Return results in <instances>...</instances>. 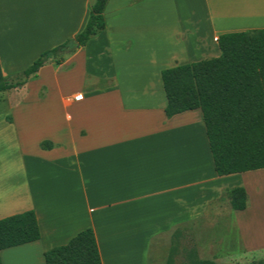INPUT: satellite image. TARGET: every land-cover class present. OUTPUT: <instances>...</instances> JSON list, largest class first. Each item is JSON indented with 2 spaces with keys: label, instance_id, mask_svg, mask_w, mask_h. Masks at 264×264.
<instances>
[{
  "label": "crops",
  "instance_id": "obj_1",
  "mask_svg": "<svg viewBox=\"0 0 264 264\" xmlns=\"http://www.w3.org/2000/svg\"><path fill=\"white\" fill-rule=\"evenodd\" d=\"M95 2L0 0L4 76L80 34ZM105 18L100 35L42 67L7 106L21 137L27 124L48 130L15 170L26 183L0 193V218L32 210L41 238L1 251L2 264H46L47 251L89 228L103 264H167L184 230L218 240L234 228L242 253H264L253 233L260 170L219 176L202 111L168 118L162 80L166 69L219 57L223 34L264 30V0H110ZM236 187L248 194L243 211L230 205Z\"/></svg>",
  "mask_w": 264,
  "mask_h": 264
},
{
  "label": "trees",
  "instance_id": "obj_2",
  "mask_svg": "<svg viewBox=\"0 0 264 264\" xmlns=\"http://www.w3.org/2000/svg\"><path fill=\"white\" fill-rule=\"evenodd\" d=\"M110 0H96L90 9L85 29L75 38L44 52L29 68L19 74L23 81L10 82L0 63V93L24 86L50 61L62 64L64 56L83 48L107 27L105 11ZM221 55L195 63L179 65L162 72L167 97L166 115L200 109L206 126L210 150L219 176L264 169V30H250L221 35ZM50 149V142L42 143ZM236 211L248 207L244 187L228 192ZM41 233L37 215L26 211L0 218L1 251L36 242ZM174 248L167 264H174ZM46 264H103L96 235L86 229L66 245L44 254ZM188 264H219L201 259L197 250L188 255ZM255 264H264V260Z\"/></svg>",
  "mask_w": 264,
  "mask_h": 264
},
{
  "label": "rangeland",
  "instance_id": "obj_3",
  "mask_svg": "<svg viewBox=\"0 0 264 264\" xmlns=\"http://www.w3.org/2000/svg\"><path fill=\"white\" fill-rule=\"evenodd\" d=\"M23 77L19 75L10 78V82L16 83L23 81ZM17 89H12L0 95V193L7 192L11 186L26 183L24 173L19 175L17 171L25 166L26 149L33 147L35 135L40 132H47L46 127H35L27 124L23 127V137L13 123V113L7 106L13 105L20 95L17 94ZM43 96V91L40 92V97ZM4 121V122H3ZM23 139V140H22ZM23 145V147H22ZM17 169V171H15ZM252 182H257L261 185L260 196H258L261 204L258 212L259 222L253 231L255 237L264 243V169L258 171L253 176ZM228 196L217 204V206L226 203ZM252 200H255L252 198ZM230 232L219 233L220 239H208L206 232H200L196 238L194 233L183 231L179 233L173 240L174 248V264H188V255L192 250H197L201 259L214 260L219 264H255L257 261L264 259L263 249L257 251L256 254L242 253L241 241L238 233L233 230Z\"/></svg>",
  "mask_w": 264,
  "mask_h": 264
},
{
  "label": "built area",
  "instance_id": "obj_4",
  "mask_svg": "<svg viewBox=\"0 0 264 264\" xmlns=\"http://www.w3.org/2000/svg\"><path fill=\"white\" fill-rule=\"evenodd\" d=\"M83 98H84L83 94H78V95H76V96H74L72 98H68L67 101L69 103L79 102V101L83 100Z\"/></svg>",
  "mask_w": 264,
  "mask_h": 264
}]
</instances>
